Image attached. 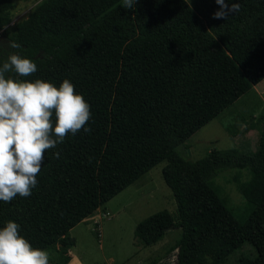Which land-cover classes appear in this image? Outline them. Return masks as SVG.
Wrapping results in <instances>:
<instances>
[{
  "label": "trees",
  "instance_id": "16d2710c",
  "mask_svg": "<svg viewBox=\"0 0 264 264\" xmlns=\"http://www.w3.org/2000/svg\"><path fill=\"white\" fill-rule=\"evenodd\" d=\"M225 4L238 10L218 19L216 0H137L132 9L122 0H41L8 29L13 3L0 0L7 42L0 66L17 51L8 48L14 42L38 69L29 77L6 75L57 88L68 79L91 112L90 131L69 133L46 150L31 196L0 201V229L17 223L33 248L52 253L53 264H68L71 229L166 162L162 179L177 212L161 210L139 222L135 244L154 246L179 229L174 264H223L246 243L256 256L236 264H264V131L254 152L214 149L195 162L177 152L264 79V0ZM233 127H227L233 137L242 133ZM234 170L243 200L238 212L214 181Z\"/></svg>",
  "mask_w": 264,
  "mask_h": 264
},
{
  "label": "rangeland",
  "instance_id": "374dc122",
  "mask_svg": "<svg viewBox=\"0 0 264 264\" xmlns=\"http://www.w3.org/2000/svg\"><path fill=\"white\" fill-rule=\"evenodd\" d=\"M39 1L41 0H12L11 22L7 28L11 29L14 24L25 19ZM185 1L190 5L193 0ZM6 44L0 34V45ZM236 116L239 118L236 119ZM240 117H244L245 122H242ZM251 123H255L254 129L244 131ZM230 125L234 126V131L239 130L242 133L233 137L227 130ZM262 131L264 79L217 118L195 132L187 140L186 150L179 147L177 152L182 159L190 162L205 157L214 149L247 148L248 151L254 152ZM165 165L166 162H162L153 167L89 218L71 229L69 235L74 238L75 245L69 250L71 260L68 264H174L176 250L171 249L180 236L179 229L167 230L161 241L146 248L137 246L134 239V230L139 222L161 210H167L172 215L177 212L175 199L162 179V169ZM236 175L238 173L235 170L227 171L219 174L214 180L221 188L226 206L234 212H238L243 205L233 181ZM240 179H247L246 171L240 174ZM48 255L49 264H53V254ZM255 256L254 248L246 243L234 251L223 264H236L241 257Z\"/></svg>",
  "mask_w": 264,
  "mask_h": 264
},
{
  "label": "clouds",
  "instance_id": "9594fccd",
  "mask_svg": "<svg viewBox=\"0 0 264 264\" xmlns=\"http://www.w3.org/2000/svg\"><path fill=\"white\" fill-rule=\"evenodd\" d=\"M137 0H122L132 9ZM221 11L214 18H224L230 9L225 0H216ZM10 52L0 66V201L10 203L20 196H31L38 184L37 175L44 163L46 150L63 143L71 133L91 129L90 105L77 94L74 85L65 79L59 88L37 79L35 82L14 80L8 73L29 77L37 72L32 60L19 55L21 45L10 43ZM59 159V153L55 154ZM0 264H49L47 251L33 248L19 234V225L8 221L0 229Z\"/></svg>",
  "mask_w": 264,
  "mask_h": 264
}]
</instances>
